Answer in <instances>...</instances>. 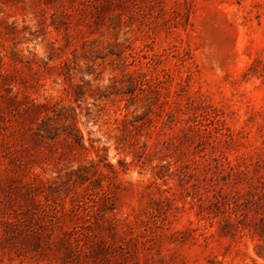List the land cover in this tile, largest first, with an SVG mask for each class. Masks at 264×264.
Masks as SVG:
<instances>
[{
	"label": "rangeland",
	"instance_id": "1",
	"mask_svg": "<svg viewBox=\"0 0 264 264\" xmlns=\"http://www.w3.org/2000/svg\"><path fill=\"white\" fill-rule=\"evenodd\" d=\"M0 264H264V0H0Z\"/></svg>",
	"mask_w": 264,
	"mask_h": 264
}]
</instances>
